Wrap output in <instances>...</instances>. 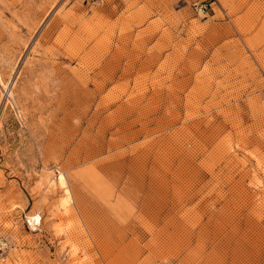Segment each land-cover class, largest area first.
Returning <instances> with one entry per match:
<instances>
[{
  "label": "rangeland",
  "instance_id": "rangeland-1",
  "mask_svg": "<svg viewBox=\"0 0 264 264\" xmlns=\"http://www.w3.org/2000/svg\"><path fill=\"white\" fill-rule=\"evenodd\" d=\"M0 264H264V0H0Z\"/></svg>",
  "mask_w": 264,
  "mask_h": 264
},
{
  "label": "bare ground",
  "instance_id": "bare-ground-1",
  "mask_svg": "<svg viewBox=\"0 0 264 264\" xmlns=\"http://www.w3.org/2000/svg\"><path fill=\"white\" fill-rule=\"evenodd\" d=\"M59 184V186L65 188L66 186V181H65V178L62 176V174H59L58 178H57V182ZM65 192H67V189L65 188ZM64 192V193H65ZM68 196V195H67ZM65 198H68V197H65ZM68 200V199H67ZM38 224V223H37ZM36 223H34V226L37 225ZM75 255V254H74Z\"/></svg>",
  "mask_w": 264,
  "mask_h": 264
}]
</instances>
